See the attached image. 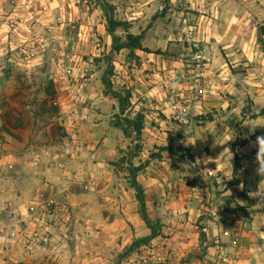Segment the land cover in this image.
<instances>
[{"label": "crops", "instance_id": "0c3cea01", "mask_svg": "<svg viewBox=\"0 0 264 264\" xmlns=\"http://www.w3.org/2000/svg\"><path fill=\"white\" fill-rule=\"evenodd\" d=\"M180 88L140 83L126 110L145 113L147 140L176 137L202 163L172 166L166 157L149 156L138 171L149 214L162 224L152 237L128 167L114 165L124 156L125 138L110 123L117 100L109 106L102 96L86 107L85 119L72 121L79 126L74 138L59 133L58 121L33 116L16 125L0 110L2 217L51 229L48 242L11 245L0 264H264V150L256 139L247 141L248 166H235L232 132L223 121L214 119L201 134L180 132L182 119L206 102L198 87ZM140 237L150 239L130 249ZM116 245L129 253L115 262Z\"/></svg>", "mask_w": 264, "mask_h": 264}, {"label": "rangeland", "instance_id": "374dc122", "mask_svg": "<svg viewBox=\"0 0 264 264\" xmlns=\"http://www.w3.org/2000/svg\"><path fill=\"white\" fill-rule=\"evenodd\" d=\"M110 18L118 22L122 42L128 33H142L145 48L114 51ZM262 38L264 0H0V110L12 115L16 125L33 116L45 123L58 121L59 133L74 138L79 126L72 121H83L85 108L95 100L103 96L109 106L113 100L120 104L114 88L132 102V90L140 83L196 86L205 105L183 118L179 131L201 134L223 121L232 132V163L248 166L242 145L256 139L264 150ZM138 114L145 115L142 109L110 113V123L120 116L130 127L120 145L124 156L114 162L128 167L129 181L134 159L138 165L149 156L166 157L172 166L202 165L191 147L174 142L176 137L159 134L157 140H147L137 133L130 121ZM169 145L176 149L164 148ZM4 208L0 206V259L19 243L11 239L13 230L39 229L33 221L2 217ZM120 248L110 250L115 262L129 253Z\"/></svg>", "mask_w": 264, "mask_h": 264}, {"label": "trees", "instance_id": "16d2710c", "mask_svg": "<svg viewBox=\"0 0 264 264\" xmlns=\"http://www.w3.org/2000/svg\"><path fill=\"white\" fill-rule=\"evenodd\" d=\"M118 22H116V20L114 18H110V30L112 32V36L114 39V45H113V50L114 51H119L122 50L123 48H127L130 45H132L135 48H139V49H143L145 48L144 44H143V37L144 35L141 34H133V33H128V41H121L120 36L116 33V24ZM112 24V25H111ZM114 24V25H113ZM134 42V44H133ZM262 45L264 46V39H261ZM105 81V78H104ZM106 83H108L109 85H113V82L106 80ZM114 93L115 95L119 98L120 101V109L122 113H126V110L128 109V107L131 105V101L125 96L124 92L120 89L114 88ZM131 96V95H130ZM118 120L115 121L114 123L117 126H121L124 129V132L126 134L129 133V128L128 126H126V124L121 120L120 116H118ZM132 127L134 126L137 133L142 134L143 133V129L145 127V115H140L138 114L136 119H133L132 121H130ZM180 148H185V146H179ZM164 148H170V149H176L173 146H164ZM125 160V159H124ZM131 169H132V174H133V179L131 181L132 185L134 187H136L137 189V198L140 201L142 207H141V211H142V215L144 217V219L146 220V222L148 223L149 227L152 229V236L158 235L159 231H160V226H161V222L159 218H152L149 214L148 211V207H147V203H146V197H145V188L142 184L139 183V181L137 180V174L138 171L142 168V166H144L143 164H140L136 167H134L133 162L131 164ZM150 237H140V238H136V240L134 241V243L130 246V249H134L138 246H140L143 243H146L147 241H149Z\"/></svg>", "mask_w": 264, "mask_h": 264}, {"label": "built area", "instance_id": "2783aa9c", "mask_svg": "<svg viewBox=\"0 0 264 264\" xmlns=\"http://www.w3.org/2000/svg\"><path fill=\"white\" fill-rule=\"evenodd\" d=\"M50 227H46L45 230L36 229L34 231L27 230H13L12 238L13 240H17L21 243H25L30 247H35L41 242H48L50 240ZM220 242V240H217Z\"/></svg>", "mask_w": 264, "mask_h": 264}]
</instances>
